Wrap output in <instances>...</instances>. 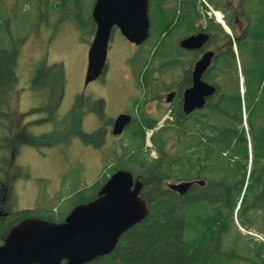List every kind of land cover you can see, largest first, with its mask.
<instances>
[{"label":"trees","instance_id":"trees-1","mask_svg":"<svg viewBox=\"0 0 264 264\" xmlns=\"http://www.w3.org/2000/svg\"><path fill=\"white\" fill-rule=\"evenodd\" d=\"M207 1L223 14L231 33L228 35L212 20L202 29L210 35L208 45L216 52L209 70L213 73H205L202 79L216 88V94L208 99L203 110L187 118L174 115L173 123L167 122L168 126L151 136L156 159L136 152L125 160H116L112 173L123 169L141 179L140 197L146 204L147 216L119 238L112 253L88 264H264V0ZM195 5V0H182L171 6L170 19L153 15L149 40L130 60L137 84L139 78L143 79L149 94L145 95L147 101L151 96L149 89L162 86L160 80L150 81L156 62L163 66L160 68L163 71L195 60L196 54L178 46L183 34L195 30V14L200 18ZM174 21L176 26L172 25ZM196 29L201 30V26ZM163 44L166 47L162 48ZM17 51L14 46L12 49L0 47V121L9 114L7 107L14 101L18 83ZM238 72L243 78V99L239 93ZM184 74V82L189 83V72ZM64 86L60 66L36 67L30 88L45 95L53 120L54 110L64 97ZM79 101L77 97L75 106ZM242 109L246 113L247 129L243 126ZM68 114L74 113L71 110ZM76 121L73 115L71 122L76 124ZM157 122L158 118H145L136 124L128 143L131 139L138 140L142 149L145 130L155 128ZM6 130L0 125V164H5L8 156L7 145L1 150L2 143L10 139ZM99 135V131L77 134L80 140L90 144ZM107 179L104 176L102 184ZM196 180H203L204 186L194 184L182 196L165 185L167 181ZM96 195L80 200L72 208L94 200ZM238 203L239 225L258 233L262 238L259 242L250 235L243 236L235 226L233 214ZM53 210L18 211L17 219L9 225L28 217L62 222L66 215L54 217Z\"/></svg>","mask_w":264,"mask_h":264},{"label":"rangeland","instance_id":"rangeland-1","mask_svg":"<svg viewBox=\"0 0 264 264\" xmlns=\"http://www.w3.org/2000/svg\"><path fill=\"white\" fill-rule=\"evenodd\" d=\"M93 4L94 0H0V47L12 49L14 46L19 55L14 101L7 107L9 114L0 121L1 129L7 128L10 138L8 143L1 145V150L7 145L8 156L5 164H0V183L3 184H0V210L5 206L11 213L8 223L0 226V244L6 226L17 219L18 211L36 209L46 213L54 208L57 211L53 210L54 217L67 215L75 203L97 194L103 177L113 172L117 159L125 160L130 153L136 152L148 154L152 159L157 157L149 140L141 149L138 140L131 139L128 143V137L136 131L137 122H141L140 110L144 104L151 115L159 114L160 127L166 125L164 120H167L168 112H165L164 105L160 108L147 103V99L143 100L149 94L143 79H138L140 86L137 84L129 64L137 50L118 33L111 35L104 76L85 89L84 96L89 100L82 104L79 117L73 112L78 122L72 123L73 115L68 114L82 92L87 52L94 36L91 23ZM166 45L163 44L162 48ZM235 52L237 54L236 48ZM139 63L135 64L136 68ZM40 64L46 67L58 65L64 74V97L59 108L54 110L53 121L47 120L51 108L46 105L45 95L23 90L30 86ZM160 68L163 66L156 62L150 81L160 80L168 84L176 76L183 75L188 65L163 71ZM240 89L244 92L243 81ZM156 103L162 104L164 100L157 99ZM99 104L101 113L99 119L94 120L93 110ZM124 109L131 112L134 109L138 120L120 138H114L110 132L92 139L93 144L78 138L80 132H103L102 127ZM18 112H27L25 119L18 118ZM88 115L90 117L84 119ZM244 118L245 112L243 121ZM38 119L42 121L33 125L32 121ZM23 122L26 123L25 130L20 129ZM243 126L247 129L246 123L243 122ZM38 135L47 137L33 142Z\"/></svg>","mask_w":264,"mask_h":264},{"label":"water","instance_id":"water-1","mask_svg":"<svg viewBox=\"0 0 264 264\" xmlns=\"http://www.w3.org/2000/svg\"><path fill=\"white\" fill-rule=\"evenodd\" d=\"M95 24L93 40L87 52L83 85L98 79L104 72L108 43L113 26L135 46L149 36L147 0H97L91 14ZM208 40L204 33L191 35L179 43L186 51L199 50ZM214 53L204 52L191 71V86L183 93L185 115L200 110L215 89L201 77L210 66ZM172 95H168L170 101ZM129 115H119L112 134L120 135L129 125ZM201 180L167 184L179 196L187 194ZM142 181L118 170L102 185L97 197L75 206L60 223L37 218L23 220L12 227L0 245V264H88L113 252L119 238L147 216L140 197Z\"/></svg>","mask_w":264,"mask_h":264},{"label":"flooded vegetation","instance_id":"flooded-vegetation-1","mask_svg":"<svg viewBox=\"0 0 264 264\" xmlns=\"http://www.w3.org/2000/svg\"><path fill=\"white\" fill-rule=\"evenodd\" d=\"M96 1L97 0H94V4H93V6H92V10H91V14H92V12H93V9H94V6H95V3H96ZM182 2V0H147V15H148V19H149V37H148V39L144 42V43H142L140 46H135L134 44H132V43H129L121 34H120V31H119V28H117V27H115V26H113V28H112V30H111V35H112V33L113 34H119L127 43H129L130 45H132L136 50H138L140 47H142L143 45H145L146 43H147V41L149 40V38H150V30H151V26H152V21H153V18L155 17V15L156 16H159V15H161L162 16V18L163 17H168L169 19L171 18V13H172V10H171V6H174L175 5V3H181ZM177 10V9H176ZM177 13V15H176V17L178 16V11H176ZM195 12L197 13V11H196V7H195ZM198 14V13H197ZM153 15H154V17H153ZM194 16V15H193ZM195 18H194V28H195V30H193V31H191V33H187V34H183V35H185L184 37H180V39H179V41H178V46H179V43L181 42V40H183V39H185V38H187V37H189V36H191V35H195V34H198V33H200V32H204V33H206V34H208L205 30L203 31L202 29H205V27L208 25V20L204 17V16H202V17H200V18H198L197 16H196V14H195V16H194ZM91 23H92V25H93V27L95 28V24H94V22H93V20L91 19ZM176 23L177 22H173L172 23V25L173 26H176ZM198 26H201V30L200 29H196ZM171 28H172V26H171ZM209 35V34H208ZM164 37H165V35H163ZM210 36V35H209ZM210 40V39H209ZM209 44V41L204 45V46H202L199 50H194V51H186V50H183V49H181V50H183V51H185V52H187V53H194V54H196V58H195V60L194 61H191V63H189V65H188V69H187V71L189 72V75H188V77H189V83H187L186 81L184 82V77H185V74H183V75H178V76H182V77H180V78H177L178 76H176L174 79H173V81L172 82H170V83H165V82H161L162 83V86H159L158 88H155V89H149L151 92H153V94H152V96H150V100L149 101H147V103H151L152 105H156L157 107L158 106H160V108H161V106H163L164 105V108L166 109L165 110V112H168V114H167V120L169 119V118H171L172 120H164V121H166L165 123H166V125H168L167 124V122H170V123H173L174 121H175V116L174 115H176V117H181V115L182 116H184L185 118H187V117H190L193 113H195L196 111H194V112H192L191 114H189V115H184L183 113H182V102H183V93H184V91L187 89V88H189L190 86H191V84H192V82H191V71H192V69H193V66H194V63L201 57V55L205 52V51H207V50H213L214 52H215V50L214 49H207L206 48V46ZM215 54H216V52H215ZM213 61H214V59L212 60V64H211V66L207 69V71L205 72L206 74H209V72H211V71H209L210 69H211V67H212V65H213ZM186 72V71H185ZM104 74H105V72L103 73V75L102 76H104ZM101 79H102V77H100ZM99 78V79H100ZM164 85V86H163ZM88 86V85H87ZM87 86L86 87H82V92L77 96V97H79V99H80V101H79V105L78 106H75V103H76V100H75V103H74V105L71 107V109H70V111L72 110L73 112H75L76 113V115L79 117V115L81 114L80 113V108L82 107V104L83 103H86L89 99L88 98H86L85 96H84V91H85V89L87 88ZM160 87H163L162 89L160 88ZM25 89L26 90H29V92L31 93V92H33L32 90L33 89H31L30 88V86H28V87H26V88H23V90L25 91ZM19 90H21V89H19ZM22 91V90H21ZM23 94H25V92L23 93ZM216 93H214V94H212L210 97H208L207 99H206V102H205V105L207 104V101H208V99H212V97L215 95ZM168 95H172V97H171V99H170V101H167V97H168ZM149 96V95H148ZM129 97H127V99H128ZM77 99V98H76ZM145 99V97L143 98V100ZM157 99H161V100H164V103H156V101H157ZM131 100V99H130ZM98 103H100V101L98 102ZM156 103V104H155ZM29 108V107H28ZM155 109V108H154ZM93 110V109H92ZM101 105L99 104V106H98V108L96 107L94 110H93V115H94V120H97V119H99V113H101ZM30 111L31 112H33L34 111V109H30ZM69 111V112H70ZM142 111V112H141ZM68 112V113H69ZM140 120H141V122H142V120L143 119H145V118H150V119H156L157 117H158V115H151V111H146L145 110V104H144V106H143V108L140 110ZM27 112H18L16 115H18L17 117L18 118H23V117H26L27 116V114H26ZM121 114H126V115H129L130 116V118H131V121H130V123H129V125H127L125 128H124V130H123V132L120 134V135H118V136H114L113 134H112V130H113V123H114V121H115V119L119 116V115H121ZM66 116H67V114H65ZM64 115V116H65ZM92 115V116H93ZM82 117V116H81ZM90 117V115H88V116H86L85 118L84 117H82V120H83V118L84 119H87V118H89ZM23 119H25V118H23ZM35 119V118H34ZM45 119H47V118H45ZM137 117H136V114H135V111H134V109H133V112H131V110H126V109H124V110H121L112 120H110V122H107V124L106 125H104L103 127H102V129H104V131L103 132H101V131H99L100 132V135L99 136H103V133L104 134H109V132H110V134L115 138H120L124 133H125V130L127 129V128H129V127H131L132 125H134V124H136V122H137ZM25 121V120H24ZM42 120H33L32 121V123H33V125H35L36 123H39V122H41ZM85 121V120H84ZM141 122L140 123H138L137 122V124H141ZM106 128V129H105ZM20 129L21 130H25L26 129V123L25 122H23V126L22 127H20ZM126 135V134H125ZM41 136V135H40ZM39 135L37 136V137H40ZM98 136V137H99ZM117 142V141H116ZM223 156L224 157H227V154L226 153H224L223 154ZM1 184V183H0ZM2 185V184H1ZM3 206H4V204H3ZM8 210H7V208L4 206L3 208H1V210H0V226H3V225H5V223H8L7 221H9L8 220V218H10L9 217V215H8ZM15 224H13V225H7L6 226V233H5V237H6V235H7V233L9 232V230L14 226ZM3 241H4V239L2 240V242H1V244L3 243Z\"/></svg>","mask_w":264,"mask_h":264},{"label":"bare ground","instance_id":"bare-ground-1","mask_svg":"<svg viewBox=\"0 0 264 264\" xmlns=\"http://www.w3.org/2000/svg\"><path fill=\"white\" fill-rule=\"evenodd\" d=\"M76 7H77V6H76ZM210 116H211V115H210ZM241 129H242V128H241ZM244 149H245V148H244ZM211 219H212V218H211ZM212 221H213V220H212ZM213 222H214V221H213ZM190 231H191V230H190ZM202 233H203V232H202ZM203 234H204V233H203ZM185 236H186V235H185ZM199 236H200V235H199ZM199 236H198V237H199ZM207 236H208V235H207Z\"/></svg>","mask_w":264,"mask_h":264}]
</instances>
